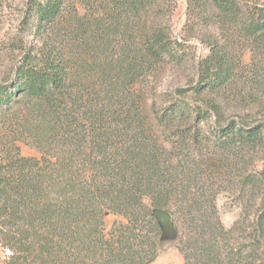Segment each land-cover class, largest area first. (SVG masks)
<instances>
[{
    "label": "trees",
    "instance_id": "obj_1",
    "mask_svg": "<svg viewBox=\"0 0 264 264\" xmlns=\"http://www.w3.org/2000/svg\"><path fill=\"white\" fill-rule=\"evenodd\" d=\"M186 2L178 39L175 0L26 1L41 45L0 74V264H151L154 208L185 264H264V0ZM180 70L187 87L146 108L145 79ZM222 193L241 207L229 228Z\"/></svg>",
    "mask_w": 264,
    "mask_h": 264
},
{
    "label": "rangeland",
    "instance_id": "obj_2",
    "mask_svg": "<svg viewBox=\"0 0 264 264\" xmlns=\"http://www.w3.org/2000/svg\"><path fill=\"white\" fill-rule=\"evenodd\" d=\"M26 1L27 0L3 1L4 3L1 10L3 22L0 34V50L2 51V53H0V74L3 71L6 72L12 61L19 57V55H21L25 49H38V47L41 45L40 37L35 34L34 30L31 29V24H29L27 30L22 28V23L25 18L23 13ZM175 5V10L171 19V30L175 38L181 39L183 35V27L187 19V2L186 0H175ZM21 29L22 32L20 31ZM187 45V51L189 53L188 56L190 60L194 62H197L200 58L205 57L209 52V49L196 39L188 41ZM250 59L251 54L248 52L246 55H244V61L248 63ZM177 76H183V71H173V73L166 72L159 79V82L154 81L153 78L145 79V84L142 85V91L146 108L152 106L154 100L156 101V99H158L157 105L162 107V98L165 92H175V87L177 84L182 86L187 85L184 84L185 81L180 82L181 80L177 79ZM151 87H157V91L152 92ZM191 94L193 93L189 92L187 95L189 99L195 97L194 95L191 96ZM203 128L206 130L208 129V126L204 124ZM2 130L3 128L1 131ZM204 143L206 144L207 142L205 141ZM19 145L23 155H39L38 152L27 143L20 142ZM214 157L219 158L220 152L216 151L213 147L205 148L203 159L211 160L209 158ZM253 157L254 156H250V158H248L250 159L248 160L249 162L247 165L249 170H253L255 167H261V162L256 161V163H253L251 161ZM217 202L223 224L228 228L231 227L241 214V207L238 204L237 195L222 193L219 195ZM106 219L109 228L116 217L111 213H107ZM176 236L177 235L175 234V229L173 227L168 228L165 230V232H163L161 237V252L156 260L151 264H185L184 256L177 247ZM9 252L10 251L8 249L3 250L0 247V257L3 258L4 255L8 254Z\"/></svg>",
    "mask_w": 264,
    "mask_h": 264
},
{
    "label": "water",
    "instance_id": "obj_3",
    "mask_svg": "<svg viewBox=\"0 0 264 264\" xmlns=\"http://www.w3.org/2000/svg\"><path fill=\"white\" fill-rule=\"evenodd\" d=\"M155 216L157 217L158 221L160 222L163 232H165L166 229L168 228H174V223H173V216L172 213L168 210L162 209V208H154L153 210ZM175 234L176 229H175Z\"/></svg>",
    "mask_w": 264,
    "mask_h": 264
}]
</instances>
